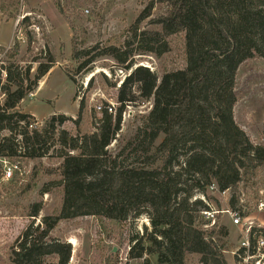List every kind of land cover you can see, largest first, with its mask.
Returning a JSON list of instances; mask_svg holds the SVG:
<instances>
[{
    "label": "trees",
    "instance_id": "trees-1",
    "mask_svg": "<svg viewBox=\"0 0 264 264\" xmlns=\"http://www.w3.org/2000/svg\"><path fill=\"white\" fill-rule=\"evenodd\" d=\"M156 4H167V12L151 21L157 28L142 29V22L151 17ZM20 7L21 0H3L0 5L9 18H16ZM20 23L31 42L30 15ZM129 32L124 45L108 47L80 68L98 56H111L130 73L118 89V110L110 113L103 108L96 131L80 134L85 99L73 120L78 134L59 131L62 149L58 157L62 161L56 170H44L46 176L56 174L58 179L49 184L59 187L60 196L53 214L44 217L43 226L31 223L18 238L11 253L14 264H45L49 254L56 256V264H69L71 244L51 238L63 220L93 215L126 223L146 209L150 210L152 228L133 237L130 257L156 255L158 264H229L215 241V228L204 227L207 220L203 211L210 209L208 199L217 202L210 193L213 185L218 193L231 192L232 209H242L243 192L251 194L255 202L262 197V188L240 190L241 183L254 175L252 171L263 168L264 143L254 144L236 122L235 86L244 61L255 56L264 58V0H152ZM179 33H184L185 68L159 77L148 67H134L138 54L160 57L169 52L167 39ZM20 47L16 41L12 49L15 55ZM55 63L54 57L41 62L34 76L28 66L23 78L15 63L5 67L7 79L15 88L2 87L8 97L0 106V125L11 134L0 141V156H19L15 142L19 134L25 158L35 160L49 153L47 129L44 133L25 127L20 133L15 130L18 123L34 120L32 114L22 113L17 107L37 90L39 81ZM139 99L152 101V107L125 146L136 161L121 164V154L114 155L109 146L121 130L126 105ZM70 119L65 114L53 115V130L56 121ZM41 164H37L33 176ZM49 184L42 194L49 192ZM42 208V202L33 203L30 216L37 217Z\"/></svg>",
    "mask_w": 264,
    "mask_h": 264
},
{
    "label": "rangeland",
    "instance_id": "rangeland-1",
    "mask_svg": "<svg viewBox=\"0 0 264 264\" xmlns=\"http://www.w3.org/2000/svg\"><path fill=\"white\" fill-rule=\"evenodd\" d=\"M2 1L0 0V5ZM151 1L21 0L16 18L5 16L0 9V106L4 105L8 97L3 95L1 88L6 85L15 88V84L7 79L6 66L15 63L14 67L18 69L16 71L23 78L28 66H31V75L34 76L41 62L49 61L51 57L56 59L49 73L39 81L37 90L29 93L17 107L20 112L32 114L41 121L40 132L44 133L45 129L49 131V153L35 160L20 156L17 159L21 161V172H17L11 180L0 179V264H14L11 253L18 238L31 223L43 226L44 217L53 214L60 189L49 183L58 178L56 174L46 176L44 168L56 170L62 161L58 157L62 149L58 142L59 131L67 130L78 134L73 120L77 118L82 99H85L86 107L79 124L81 135L97 130L102 117L96 108L98 105L114 104L115 112L119 108L118 89L130 71L120 68L111 56H98L84 69H80L81 66L110 46L124 45L131 35L129 28ZM167 10V4H156L151 17L142 22L141 28H157L151 21L164 15ZM26 15L31 17L32 25L28 28L32 32L31 42L20 23ZM167 40L171 47L169 52L160 57L151 53L138 54L134 67L143 65L159 77L164 72L185 68L187 60L184 33L173 35ZM16 41L21 46L17 55L12 51ZM15 80L18 81L19 78L16 77ZM236 81L235 120L254 144H263L264 58L255 56L244 61L237 71ZM151 107L152 101L141 99L126 105L121 130L109 146L111 153L121 154L119 163L136 161V157L125 146L135 136L142 124V117L149 113ZM55 114H65L72 120L63 123L56 121V130H53L51 121ZM20 125L18 123L15 133L23 130ZM10 134L8 129H2L0 125V141ZM10 160L14 161L12 158ZM39 162L42 163V168L35 177L33 172ZM252 172L254 175L250 181L241 183V191L248 188L251 191L255 188L264 189V166ZM1 175L0 169V177ZM46 184H49L50 190L42 194ZM211 191L217 202L213 199H208V202L220 212L216 216V225L206 229L215 228L216 243L222 247L229 264H234L232 251L239 245L240 231L227 210L239 209H232L229 204L231 192L223 194ZM248 195V214L264 221V213L257 212L252 195ZM197 196L199 198L201 195ZM36 202H42L43 208L37 217H32L31 205ZM149 213L150 210L146 209L142 215L130 218L126 223L93 215L63 220L51 233V238L71 244L69 264H158L156 255H145L139 259L130 257L129 254L134 244L133 237L142 236L147 229L150 231L152 228ZM55 258L54 254L46 255L45 264H56Z\"/></svg>",
    "mask_w": 264,
    "mask_h": 264
},
{
    "label": "built area",
    "instance_id": "built-area-1",
    "mask_svg": "<svg viewBox=\"0 0 264 264\" xmlns=\"http://www.w3.org/2000/svg\"><path fill=\"white\" fill-rule=\"evenodd\" d=\"M3 90V88H1ZM3 95L7 96L6 92L3 90ZM115 105L102 106L98 105L96 108L98 111H102L103 108H107L110 113L115 112ZM41 121L37 119L32 120L29 124L27 122H20L22 128H27L29 131L39 130L41 126ZM43 126V125H42ZM18 136V137H17ZM16 136L15 142L18 144V157L24 156L25 147L23 143V137L21 134ZM10 160L9 157L0 156V169L2 170V180H11L15 178L17 172H21V161L19 159ZM211 190L217 191V187L213 185ZM226 194L227 191L222 192ZM261 198L255 202V209L257 212L264 213V192L260 190ZM204 201L205 197L200 196ZM247 195L243 193L241 195V202L244 204L240 210H227L231 215L234 224L238 227L240 231V242L239 245L232 251L234 264H264V221L258 219L256 216L252 217L248 214L250 210L247 204ZM210 205V204H209ZM220 210L214 208L210 205V209L203 211V215L207 220L205 228L209 226L216 225V216L219 214Z\"/></svg>",
    "mask_w": 264,
    "mask_h": 264
},
{
    "label": "crops",
    "instance_id": "crops-1",
    "mask_svg": "<svg viewBox=\"0 0 264 264\" xmlns=\"http://www.w3.org/2000/svg\"><path fill=\"white\" fill-rule=\"evenodd\" d=\"M34 116V115H33Z\"/></svg>",
    "mask_w": 264,
    "mask_h": 264
}]
</instances>
